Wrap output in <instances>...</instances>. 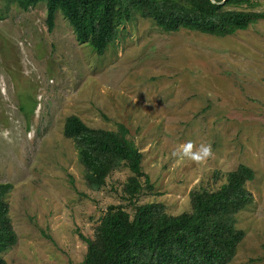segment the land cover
Instances as JSON below:
<instances>
[{
	"label": "rangeland",
	"instance_id": "obj_1",
	"mask_svg": "<svg viewBox=\"0 0 264 264\" xmlns=\"http://www.w3.org/2000/svg\"><path fill=\"white\" fill-rule=\"evenodd\" d=\"M72 114L94 128L128 129L156 191L139 202H162L171 214L190 210L194 187H218L215 170L253 168V203L236 215L245 237L229 264H264V19L214 37L165 32L137 16L98 55L60 12L50 31L44 3L10 7L0 17V182L13 184L17 234L7 264H80L81 235L93 238L107 205L132 210L121 198L124 170L100 190L86 185L63 134ZM188 141L194 151L211 144L212 155H172Z\"/></svg>",
	"mask_w": 264,
	"mask_h": 264
},
{
	"label": "trees",
	"instance_id": "obj_2",
	"mask_svg": "<svg viewBox=\"0 0 264 264\" xmlns=\"http://www.w3.org/2000/svg\"><path fill=\"white\" fill-rule=\"evenodd\" d=\"M0 17L10 7L28 11L46 6V23L52 31L56 13L69 22L79 43H88L103 55L120 29L135 17L152 20L165 32L181 30L225 37L248 29L264 19L258 0H1ZM94 128L78 115L65 118L63 134L72 139L84 167L86 185L100 190L118 171L126 172L121 198L127 205L111 203L103 210L93 238L81 235L87 249L80 264H229L245 230L236 215L253 203L247 182L255 170L239 164L228 171L215 170L218 187L203 184L190 191L188 211L171 214L162 202H139V195L156 194L143 169V153L128 137V129ZM10 182H0V264L3 253L17 241L9 218Z\"/></svg>",
	"mask_w": 264,
	"mask_h": 264
},
{
	"label": "clouds",
	"instance_id": "obj_3",
	"mask_svg": "<svg viewBox=\"0 0 264 264\" xmlns=\"http://www.w3.org/2000/svg\"><path fill=\"white\" fill-rule=\"evenodd\" d=\"M210 2L215 3V0H210ZM7 135V132L4 133ZM173 156H183L192 159L193 161H201L212 155L211 144H200L193 150V143L188 141L183 145L179 146L177 150L172 153Z\"/></svg>",
	"mask_w": 264,
	"mask_h": 264
},
{
	"label": "water",
	"instance_id": "obj_4",
	"mask_svg": "<svg viewBox=\"0 0 264 264\" xmlns=\"http://www.w3.org/2000/svg\"><path fill=\"white\" fill-rule=\"evenodd\" d=\"M226 0H222V1H219V2H216V3H218V4H223L224 2H225Z\"/></svg>",
	"mask_w": 264,
	"mask_h": 264
}]
</instances>
